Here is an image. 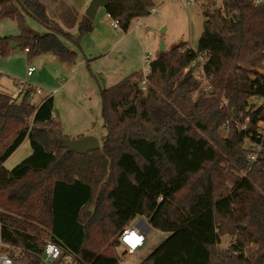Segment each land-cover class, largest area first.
Returning <instances> with one entry per match:
<instances>
[{
  "label": "trees",
  "instance_id": "obj_1",
  "mask_svg": "<svg viewBox=\"0 0 264 264\" xmlns=\"http://www.w3.org/2000/svg\"><path fill=\"white\" fill-rule=\"evenodd\" d=\"M153 6L109 0L105 12L127 32ZM27 17L49 32L33 33ZM204 18L198 49L158 51L146 86L133 74L101 89L106 135L87 155L59 147L52 96L35 106L33 89L0 91V240L24 251L15 264H43L48 241L80 264H120L119 235L137 218L170 234L140 264H264V105L249 104L264 99V3L223 0ZM4 19L20 35L0 36V58L18 48L75 63L63 39L75 45L94 30L84 17L78 36L65 33L40 0H0ZM27 139L32 154L7 170ZM251 144L261 147L255 163Z\"/></svg>",
  "mask_w": 264,
  "mask_h": 264
},
{
  "label": "rangeland",
  "instance_id": "obj_2",
  "mask_svg": "<svg viewBox=\"0 0 264 264\" xmlns=\"http://www.w3.org/2000/svg\"><path fill=\"white\" fill-rule=\"evenodd\" d=\"M153 1L159 12L134 20L127 32L111 27L108 19L102 15L104 8H99L93 20L94 30L90 34L80 37L75 45L63 39L76 52L75 63L62 62L53 54H43L29 60L26 51L15 49L9 56L0 58V89H6L14 97H18L23 88L33 89L32 103L35 105L52 96L54 121L60 125L62 135L66 139L76 140L80 139L75 136L76 133L84 132L85 137L97 138L102 146L106 129L101 89L110 88L133 74L144 78L148 70L145 57L149 54L155 57L162 43L166 51L184 42L197 50L204 29L205 11L223 7V0H194L192 3H189L190 0ZM77 10L81 12V8ZM87 10H84L85 17ZM54 14L57 15L56 12ZM55 17L65 33L78 36L76 16L68 18L66 14H58ZM26 25L39 36L49 32L32 17L26 18ZM19 35L17 22L0 20V36ZM30 66L36 69L33 77L27 74ZM255 71L263 72L261 68ZM202 84L204 87L206 82L203 80ZM249 104L260 107L264 105V99L253 97ZM221 134L225 137L227 133L223 130ZM31 154L32 148L27 139L5 162L4 167L12 170ZM169 236L151 228L145 247L137 254L129 255L124 254L122 249L117 250L120 264H140ZM229 241L228 237L223 238L221 247H226Z\"/></svg>",
  "mask_w": 264,
  "mask_h": 264
},
{
  "label": "built area",
  "instance_id": "obj_3",
  "mask_svg": "<svg viewBox=\"0 0 264 264\" xmlns=\"http://www.w3.org/2000/svg\"><path fill=\"white\" fill-rule=\"evenodd\" d=\"M160 1L168 2L170 0H160ZM192 2H194V0H190L189 3H192ZM253 3L255 5H259V4L264 3V0H253ZM158 12H159V9L153 6V8L150 11V14H157ZM108 20L110 22L111 27H113L116 31L120 30L119 21L112 19L110 15H108ZM153 59H154V56L152 54H149L148 56L145 57V62H146V65L148 66V70L146 71V75L144 77L143 86H146V83H147L146 76L150 72V65ZM199 60L203 62L202 61L203 57H199ZM195 64L197 63L195 62ZM35 71L36 69L30 66L27 72L28 76L33 75ZM210 90L211 88L209 87L208 91ZM23 91H24V88L23 90L20 91V94ZM228 124L229 122H227L225 127H228ZM257 134H258L257 137L259 139H262V140L264 139V121H260L257 124ZM251 150L252 151L250 152L248 159L250 163H255L258 159V153L261 150V147H259L257 144H251ZM150 230H151V226L149 225L148 221L144 220L143 218H137L134 224H131L130 226L126 227L119 236V243H120L121 249L123 250V253L129 254V255H135L138 252H140L141 249L145 247L148 241L147 235ZM133 233L136 235H142L143 241L139 243L138 245H136L134 248H131L128 244L123 243L122 237L125 235H129V239L131 241L133 238L132 237ZM49 244L54 245V247L51 249V251H46V248L48 247ZM19 257L20 258L22 257L23 259L25 258V254L23 250L19 248H12L4 244L0 240V264H8L9 261L11 262V264H15L13 258H19ZM42 262L43 264H80L74 255L64 254L62 249L57 244L50 242V241L46 242L45 244L44 253L42 256Z\"/></svg>",
  "mask_w": 264,
  "mask_h": 264
},
{
  "label": "water",
  "instance_id": "obj_4",
  "mask_svg": "<svg viewBox=\"0 0 264 264\" xmlns=\"http://www.w3.org/2000/svg\"><path fill=\"white\" fill-rule=\"evenodd\" d=\"M108 4L109 0H92L88 7L86 17L93 21L99 8L105 9ZM160 51H165V45L163 43L161 44ZM234 113H236V110H234ZM58 144L60 148L66 149L68 152L78 155H87L90 152L97 151L101 148L98 139L92 136H87L76 140L64 138L59 140Z\"/></svg>",
  "mask_w": 264,
  "mask_h": 264
},
{
  "label": "crops",
  "instance_id": "obj_5",
  "mask_svg": "<svg viewBox=\"0 0 264 264\" xmlns=\"http://www.w3.org/2000/svg\"><path fill=\"white\" fill-rule=\"evenodd\" d=\"M40 1L45 5V7L47 9V13H49V16L53 20H56L55 16H57L58 14H60L62 16H63V14H66L68 18H70V17L75 18V16H76L77 24L80 23V21H82V19L85 17L84 10H86V8H88L90 3L92 2V0H40ZM75 7H76V9H75ZM80 8H81V12L77 10ZM51 12L55 16H53L51 14ZM54 12H56L57 15L54 14ZM102 15H104L108 19V15L106 14L105 9H104V12ZM96 16H97V14H96ZM76 19H75V21H76ZM33 76H34V74L29 76V77H33ZM0 91L5 93V94L10 95V93L8 91H6V89L1 88ZM11 96H13V95H11ZM40 104H41V102L38 105H35V104L34 105L40 106ZM54 119H56V118L54 117ZM83 134H84V132L83 133L79 132V133H76L75 136L80 137V138H84L85 136ZM86 134H89V133L86 132ZM87 136L88 135H86V137ZM144 220H146V219H144Z\"/></svg>",
  "mask_w": 264,
  "mask_h": 264
},
{
  "label": "clouds",
  "instance_id": "obj_6",
  "mask_svg": "<svg viewBox=\"0 0 264 264\" xmlns=\"http://www.w3.org/2000/svg\"><path fill=\"white\" fill-rule=\"evenodd\" d=\"M132 240L130 241L129 239V235H125L122 237V241L125 244H128L131 248H134L136 245H138L139 243H141L143 241V236L142 235H136V234H132ZM54 247V245L49 244L48 247L46 248V251H51V249ZM8 264H11V262L9 261Z\"/></svg>",
  "mask_w": 264,
  "mask_h": 264
}]
</instances>
